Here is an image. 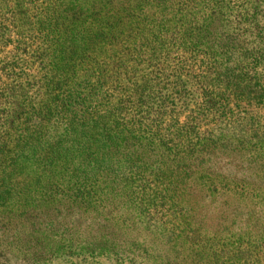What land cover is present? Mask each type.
Segmentation results:
<instances>
[{"label": "trees", "instance_id": "1", "mask_svg": "<svg viewBox=\"0 0 264 264\" xmlns=\"http://www.w3.org/2000/svg\"><path fill=\"white\" fill-rule=\"evenodd\" d=\"M10 252L264 264V0H0Z\"/></svg>", "mask_w": 264, "mask_h": 264}, {"label": "rangeland", "instance_id": "2", "mask_svg": "<svg viewBox=\"0 0 264 264\" xmlns=\"http://www.w3.org/2000/svg\"><path fill=\"white\" fill-rule=\"evenodd\" d=\"M223 160H229V159H223ZM219 161V160H218ZM238 164V163H237ZM5 260H10L8 261V264H29L26 262H23L21 259H17L16 257H13L12 253L10 252V255L7 254L5 257L1 258L0 256V263L2 264L3 261ZM93 260H89L87 262L84 263V261L81 262H77V261H71L70 259H64V258H57L52 260L51 262L47 263V264H73V263H78V264H95L96 261H100L101 264H132L134 263V260L130 257H123V258H115L112 257L110 259H105V258H99L98 260H96L95 262H92Z\"/></svg>", "mask_w": 264, "mask_h": 264}]
</instances>
